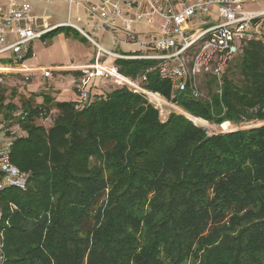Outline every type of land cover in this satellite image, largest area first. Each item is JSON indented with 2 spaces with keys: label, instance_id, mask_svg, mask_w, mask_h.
I'll return each mask as SVG.
<instances>
[{
  "label": "trees",
  "instance_id": "obj_1",
  "mask_svg": "<svg viewBox=\"0 0 264 264\" xmlns=\"http://www.w3.org/2000/svg\"><path fill=\"white\" fill-rule=\"evenodd\" d=\"M115 63L137 79L155 62ZM224 75L222 93L204 76L207 94L173 100L192 119L173 111L165 121L127 85L91 93L110 86L100 75L73 101L31 96L14 115L2 74L0 120L23 130L11 161L29 173L26 188L1 194L4 264H264V125L210 134L193 120L264 121V45L245 44ZM146 77L144 87L170 98L157 70ZM54 109L50 127L37 124Z\"/></svg>",
  "mask_w": 264,
  "mask_h": 264
},
{
  "label": "built area",
  "instance_id": "obj_2",
  "mask_svg": "<svg viewBox=\"0 0 264 264\" xmlns=\"http://www.w3.org/2000/svg\"><path fill=\"white\" fill-rule=\"evenodd\" d=\"M2 1L7 5L0 7V56H8L0 64V82L6 71H25L24 60L32 54L37 39L52 30L68 27L95 47L97 61L113 59L110 67L98 63L94 70L87 68L80 87L92 76L113 78L119 85L144 93L159 108L164 120L173 111L185 114L173 102L179 94L190 89L195 99L203 95L201 77L214 78L217 91L222 93L224 73L245 44L258 40L264 45V6H255L258 0H66L69 7L66 21L57 23L48 22L47 17L15 0ZM101 35L108 36L118 49L103 46L98 40ZM116 59L155 63L133 79L120 73ZM154 70L170 82L169 99L144 87L146 74ZM43 75L49 77L51 71L45 70ZM82 93V100L89 98L86 91ZM166 105H172L173 109H166ZM254 122L257 124L253 127L264 125L259 120L247 123ZM19 134H23L20 124L0 120V200L6 189H24L28 184V171L11 161L12 147ZM3 217L0 206V264L6 261Z\"/></svg>",
  "mask_w": 264,
  "mask_h": 264
},
{
  "label": "crops",
  "instance_id": "obj_3",
  "mask_svg": "<svg viewBox=\"0 0 264 264\" xmlns=\"http://www.w3.org/2000/svg\"><path fill=\"white\" fill-rule=\"evenodd\" d=\"M15 1L29 8L34 13L47 17L50 23L61 22L56 20L55 15L52 13H41L37 1ZM54 36L53 39L55 41L52 39L49 43L44 38H41L44 41L37 48V52L34 50L33 43L32 54L24 60L25 71L21 72L23 75L31 77L30 91L40 95L38 103L43 102L44 97L42 94L44 93L59 101L75 100L77 95L74 89L81 86L84 78V75L77 74V72L82 70L84 72L87 68L94 70L93 66L98 63L107 67L113 65V60L110 66L107 61L104 62L102 59L97 61V50H93L92 47L94 46L82 35L76 36L71 32L63 33L61 31ZM45 70L51 71L49 77L43 75ZM80 88L82 89V87ZM95 92L96 89L91 90V93ZM185 113L187 112L185 111Z\"/></svg>",
  "mask_w": 264,
  "mask_h": 264
},
{
  "label": "rangeland",
  "instance_id": "obj_4",
  "mask_svg": "<svg viewBox=\"0 0 264 264\" xmlns=\"http://www.w3.org/2000/svg\"><path fill=\"white\" fill-rule=\"evenodd\" d=\"M33 1H37V3L39 4L40 6V12L41 13H44V12H48V13H52L55 15V19L58 20V21H61V22H64L66 21V18H67V14H68V3L67 1L65 0H52L51 2L49 0H33ZM259 2L255 4V6H258V5H261V6H264V0H258ZM7 5V2L6 1H2L0 0V7H6ZM77 9L78 7L75 6V13L77 12ZM68 27L62 29V32L65 33L66 32V29ZM61 32V31H60ZM59 32V33H60ZM58 33V34H59ZM55 37V36H54ZM52 38H44V40L47 41V43L51 42L50 40H52ZM43 39H37L35 42H34V50L36 51L38 47H40V45H42ZM55 41V39H53ZM99 42L105 46L106 48L108 49H114V50H117L118 47L115 46L114 44L111 43V40L108 38V36H104V35H101L99 38H98ZM93 50H96L95 47H92ZM122 49L127 50V47H122ZM37 52V51H36ZM8 56V54H5V56H0V64H4V62H6L7 60L5 59L6 57ZM112 60L113 59H108L107 60V64H109V66L111 65L112 63ZM9 71H6L2 74H4V79L3 81L4 82V85L5 87L7 88V93H6V96L8 97L7 99V102H10L11 100L14 101V103H16L17 107H18V110L14 112V115H19L21 113V110H20V107L22 106V103L23 101H25L27 98L33 96L34 98V103L35 104H39L38 101V97L40 95H36V93H32L30 91V83L32 82L31 80V77H29L28 79H26L25 77H20L18 75H14V74H11L12 72L13 73H17V72H9ZM1 74V75H2ZM103 82H106L105 80ZM102 82V83H103ZM102 83L100 85H102ZM107 83L110 85V86H98V88H96V92H106V91H110L113 87H115V81L114 79H110L107 81ZM203 92L205 94H207V90L203 87L202 88ZM172 107V105H166L165 108L170 110ZM173 109V107H172ZM185 112V110H184ZM57 114V110L54 109V111L50 114L49 117L47 118H40L37 120V124H43L45 125L46 127H50L52 125V122H53V119H54V116ZM187 114V113H186ZM188 117H190L192 119V115H190L189 113L187 114ZM198 119H201L203 121H205V124L203 123H198L195 119H193L196 124H200L202 125L203 127L206 128L207 132L210 133V134H214V132H221L222 129L220 128V125H217V124H211L210 122L206 121L205 119L203 118H198ZM164 120V119H162ZM166 120V119H165ZM167 121V120H166ZM257 123H253V124H249L247 122H244L243 124H233V129H243V128H249V127H253V125H256Z\"/></svg>",
  "mask_w": 264,
  "mask_h": 264
},
{
  "label": "bare ground",
  "instance_id": "obj_5",
  "mask_svg": "<svg viewBox=\"0 0 264 264\" xmlns=\"http://www.w3.org/2000/svg\"><path fill=\"white\" fill-rule=\"evenodd\" d=\"M197 122H204V121H202L201 119H195ZM232 127V123L231 122H225V123H223L222 125H220V128L222 129V131H229L230 130V128Z\"/></svg>",
  "mask_w": 264,
  "mask_h": 264
}]
</instances>
